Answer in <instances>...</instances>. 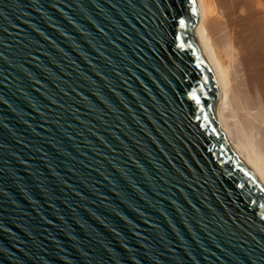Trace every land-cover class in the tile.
I'll list each match as a JSON object with an SVG mask.
<instances>
[{"label": "water", "instance_id": "1", "mask_svg": "<svg viewBox=\"0 0 264 264\" xmlns=\"http://www.w3.org/2000/svg\"><path fill=\"white\" fill-rule=\"evenodd\" d=\"M199 22L197 0H0V264H264Z\"/></svg>", "mask_w": 264, "mask_h": 264}, {"label": "bare ground", "instance_id": "2", "mask_svg": "<svg viewBox=\"0 0 264 264\" xmlns=\"http://www.w3.org/2000/svg\"><path fill=\"white\" fill-rule=\"evenodd\" d=\"M197 3L195 37L217 79L220 127L264 183V0Z\"/></svg>", "mask_w": 264, "mask_h": 264}]
</instances>
